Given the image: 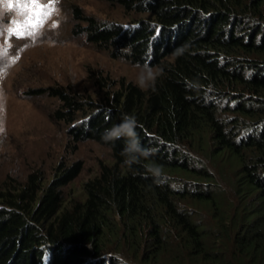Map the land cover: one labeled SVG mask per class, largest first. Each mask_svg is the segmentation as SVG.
Here are the masks:
<instances>
[{"label":"trees","instance_id":"obj_1","mask_svg":"<svg viewBox=\"0 0 264 264\" xmlns=\"http://www.w3.org/2000/svg\"><path fill=\"white\" fill-rule=\"evenodd\" d=\"M104 1L133 22L74 8L87 39L161 71L148 89L120 77L85 97L40 90L68 137L110 160L78 197L64 188L79 162L0 180V264H264V0ZM125 114L150 149L132 169L123 138L101 140Z\"/></svg>","mask_w":264,"mask_h":264},{"label":"rangeland","instance_id":"obj_2","mask_svg":"<svg viewBox=\"0 0 264 264\" xmlns=\"http://www.w3.org/2000/svg\"><path fill=\"white\" fill-rule=\"evenodd\" d=\"M54 6L58 11L34 35L9 40V28H17L11 22L22 19L20 6L10 8L0 0V180L12 185L36 172L49 179L57 163L79 162V176L64 188L78 197L81 183L110 160L109 151L93 141L70 139L67 124L54 115L59 102L40 90L66 89L85 97L94 94L96 78L136 83L137 65L125 59L124 51L89 41L88 24L74 18L73 10L99 25L133 21L104 0H55Z\"/></svg>","mask_w":264,"mask_h":264},{"label":"clouds","instance_id":"obj_3","mask_svg":"<svg viewBox=\"0 0 264 264\" xmlns=\"http://www.w3.org/2000/svg\"><path fill=\"white\" fill-rule=\"evenodd\" d=\"M137 68L135 81L137 86L144 89L153 87L161 70L159 68L154 70L152 66L146 64L137 65ZM137 123L135 115L125 114L119 123L106 128L101 134V140L105 143H114L116 140L124 139L125 145L121 151L122 163L129 169H132V166L141 158H147L150 154V149L141 145L139 141L136 131ZM149 171L153 172L154 169L149 167Z\"/></svg>","mask_w":264,"mask_h":264},{"label":"snow or ice","instance_id":"obj_4","mask_svg":"<svg viewBox=\"0 0 264 264\" xmlns=\"http://www.w3.org/2000/svg\"><path fill=\"white\" fill-rule=\"evenodd\" d=\"M9 7L13 5L20 6V15L22 19L14 20L11 23L17 28L13 30L11 27L8 30V39L15 38L23 40L26 36L34 35L52 15L58 11L55 8V0H7ZM56 21H53L52 26L55 27Z\"/></svg>","mask_w":264,"mask_h":264}]
</instances>
